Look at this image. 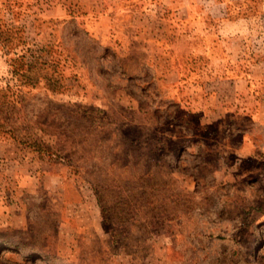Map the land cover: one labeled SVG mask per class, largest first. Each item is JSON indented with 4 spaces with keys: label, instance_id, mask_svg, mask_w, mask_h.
<instances>
[{
    "label": "rangeland",
    "instance_id": "374dc122",
    "mask_svg": "<svg viewBox=\"0 0 264 264\" xmlns=\"http://www.w3.org/2000/svg\"><path fill=\"white\" fill-rule=\"evenodd\" d=\"M52 1L0 0V143L3 155L25 154L63 176L67 200L88 193L102 220L86 210L75 230L61 205L30 199L9 220L0 216V264H264V161L217 170L218 157H201L195 145L180 155L165 138L175 109L162 100L154 99L161 111L152 126L143 117L127 121L131 113L115 97L140 90L146 106L152 73L131 63L129 43L127 50L102 45L77 0H62L64 19L50 16ZM108 2L116 26L127 23L129 14L114 10L127 1ZM226 4L236 19L244 9L251 15L245 51L257 57L264 0ZM183 7L170 1L171 18L181 20ZM95 86L100 100L89 96ZM0 164L1 208L15 184L10 174L1 181L8 167Z\"/></svg>",
    "mask_w": 264,
    "mask_h": 264
},
{
    "label": "crops",
    "instance_id": "0c3cea01",
    "mask_svg": "<svg viewBox=\"0 0 264 264\" xmlns=\"http://www.w3.org/2000/svg\"><path fill=\"white\" fill-rule=\"evenodd\" d=\"M77 1V14L82 15L87 30L97 33L102 45L127 50L129 43L131 63L140 65L141 71L146 67L153 75L148 85L155 87L146 88V106L142 104L145 93L140 90H120L115 97L130 111L127 121L138 124L143 117L152 126L155 113L161 111L154 99L162 100L163 109H175L165 138L180 146V155L195 145L193 150L201 157H218L217 170L264 161V51L252 58L246 54L251 43L245 35L250 32L252 17L245 9L239 20L223 7L231 0H212L213 7L204 9L186 7L201 0H183L184 20H179L171 18L168 6L172 0H160V10L152 7L153 0H125L114 10L129 14V20L118 27L109 0ZM52 3L50 16L64 19L70 15L62 0ZM113 33L117 36L112 41ZM259 47H264L263 40ZM93 90L89 96L101 99L100 89L95 86ZM3 154L0 143V161L8 167L1 173V181L6 183L10 174L15 184L12 198L0 208L3 220L17 214L16 209H28L30 199H45L61 205L62 215L73 218L75 230L82 231L78 217L86 210L100 224L102 209L88 193L79 191L77 199L67 200L65 179L59 173L40 169L25 154L13 159Z\"/></svg>",
    "mask_w": 264,
    "mask_h": 264
}]
</instances>
